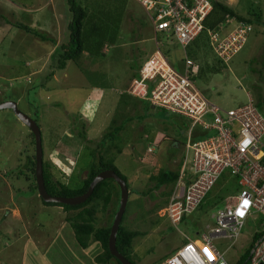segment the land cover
Masks as SVG:
<instances>
[{
  "label": "rangeland",
  "instance_id": "374dc122",
  "mask_svg": "<svg viewBox=\"0 0 264 264\" xmlns=\"http://www.w3.org/2000/svg\"><path fill=\"white\" fill-rule=\"evenodd\" d=\"M220 1L244 17H252L248 13L250 5L262 11L261 23L252 21L243 47L228 62L221 63L218 72L204 70L195 78L198 89L212 103L229 109L247 104L249 97L264 95V0ZM67 8L66 0H0V102L13 101L18 110L36 121L42 137L43 160H49L62 182L76 186L86 174L91 159L89 150L109 131L111 121H119L120 117L123 120L127 115L142 116L141 103L130 100L123 107L120 99L132 90L138 66L157 50L156 41L161 42L162 50L167 51L176 67H181L178 59L185 52L163 35L154 34L139 2L127 0L116 42L105 46L101 57L83 55L78 65L68 61L63 69H57L55 48L67 38ZM15 23L34 28L49 39L43 41ZM204 56L210 66L217 64L213 50L208 49ZM149 110V117L142 116V122H138L134 115L130 127L124 128L123 133L130 137L121 146V152L115 153L116 148L111 147L109 153L115 154L114 164L127 177L128 189L133 191L121 224L146 233L134 239L135 254L141 259L135 263L163 264L164 260L159 262L161 256L179 246L180 238H191L196 231L192 229L194 223L202 224L200 229L213 225L212 214L219 205L187 213V221L179 222L174 231L169 218L163 215L164 207L154 210L155 203L163 199L160 192L166 188L153 189L155 197L141 194L154 184L150 175L161 168L177 167L183 149L172 145L171 137L183 142L180 130L188 132L183 117L163 115L160 109ZM204 119L210 122L212 116L206 115ZM29 132L11 109L0 110V264H96L94 256L100 251L99 245L90 242L87 248H81L65 220L67 213L59 206L42 203L37 187L32 192L24 175L19 174L33 152ZM194 132L202 130L196 126ZM261 142L264 143V134ZM237 189L236 180L225 172L205 200H227ZM108 207L116 209V200ZM111 214L108 217L99 211L96 227L112 222ZM253 217L244 221L233 242L215 241L228 264L239 259L254 233L263 227L264 215L257 213Z\"/></svg>",
  "mask_w": 264,
  "mask_h": 264
},
{
  "label": "built area",
  "instance_id": "2783aa9c",
  "mask_svg": "<svg viewBox=\"0 0 264 264\" xmlns=\"http://www.w3.org/2000/svg\"><path fill=\"white\" fill-rule=\"evenodd\" d=\"M137 1L148 15L154 34L163 35L183 50L200 34L213 8L212 0ZM226 25L225 32H207L213 52L223 62L243 47L252 30L249 22L230 17ZM196 71L195 63L187 57L181 68H175L157 47L142 64L130 90L153 106L189 121L181 172L164 206L163 215L174 226L182 215L200 205L223 173L235 177L238 184L236 194L216 207L212 214L214 224L195 240L188 239L175 248L163 264H228L215 241L233 242L247 218L257 213L264 215V115L251 97L247 104L236 108L225 109L212 103L196 86ZM206 115L212 116L210 122L205 121ZM196 126L202 133L194 132ZM257 232L249 251V264H264V223Z\"/></svg>",
  "mask_w": 264,
  "mask_h": 264
},
{
  "label": "trees",
  "instance_id": "16d2710c",
  "mask_svg": "<svg viewBox=\"0 0 264 264\" xmlns=\"http://www.w3.org/2000/svg\"><path fill=\"white\" fill-rule=\"evenodd\" d=\"M127 0H116L117 3H112V0H66L67 3V13H68V21L66 24V33L67 38L65 41L56 45L55 53H56V62L55 68L63 69L68 61L73 62L74 64L78 65L80 62V58L83 55H88L90 58H97L101 57L104 52L102 51L105 46L113 45L116 42L117 35L119 33V22L121 17V12L124 8V4ZM212 11L205 19L203 23V29L200 34L194 38V40L189 43L185 48L184 52L185 55L179 57V61L183 63L184 59L190 58L192 59L193 63L196 65V74L193 76L195 79L197 75L203 73L204 70L207 72H218L221 66V63H226L221 61L218 57H216L217 64L210 66L204 56L208 49L213 50L209 36L208 30L220 31L222 32L225 25L226 19L228 17L234 18L237 21L249 22L252 23L253 20L261 23V9L258 6L252 7L250 5L247 17H244L238 13H236L229 5L225 4L220 0H212ZM6 23L10 24L11 22L7 21ZM15 26L18 28L23 29L24 31L40 38L43 41H47L49 38L45 35L40 33L38 30L26 26L22 23H15ZM175 45H178L174 43ZM204 50V51H203ZM203 51V52H201ZM164 55L167 56V51L162 50ZM215 55V53H214ZM216 56V55H215ZM172 64V63H171ZM173 65V64H172ZM141 65L138 66V70ZM199 73V74H198ZM252 102L254 106L258 109V111L264 115V95L262 93L259 96H256ZM122 102L121 105L123 107L129 103V101H133L134 103H141L142 112L138 114H134L135 117L138 116L139 121L142 122L143 119L149 117L151 112L149 109L155 110L160 109L163 115H178L179 114L173 113L165 108L153 106L149 101L145 99H140L136 96H133L129 93L125 94L120 99ZM144 103V104H143ZM136 105V104H134ZM134 115L130 116H123V120L121 117L119 121L112 120L111 124L109 125V131L103 134L101 140L97 142L95 147L90 149V161L88 162V167L86 168V174L82 178L79 184L76 186H69L68 184L61 181L60 178H57V175L53 171L50 163L44 161V156L42 157V173H43V180L45 189L48 194L52 196H63V197H71L83 194L90 182L93 178L103 170H112L117 175H119L123 180L127 182V177L123 175L118 167L114 164L115 154L109 153L111 147L116 148L115 153H120L121 146L124 145L127 138L130 137L123 133L124 128L126 126L130 127L129 124L134 120ZM141 117L143 118L141 120ZM183 117V116H181ZM186 121L187 129L189 127V121L185 117H183ZM121 120V121H120ZM172 124V123H171ZM170 128L171 125H165ZM28 128V127H27ZM30 131V129L28 128ZM182 132V137L184 138L183 142L177 141L174 137H171V142H174L172 145H178V147H182L186 140V133L185 130H180ZM187 131V130H186ZM122 132V133H121ZM80 133V132H79ZM82 133V132H81ZM80 133V134H81ZM31 137V143L34 145V136L30 131L28 133ZM146 136V135H145ZM81 137L85 139L84 134H81ZM121 142V143H119ZM171 147V144H170ZM173 147V146H172ZM114 155V156H113ZM181 162L176 168H161L157 174L150 175V181H153L154 184L152 187L147 188L142 192V195L149 194L151 197H155L152 193L153 189H160L161 187H165L166 189L160 192L163 199L159 203H155L154 210L161 209L166 206L169 196L172 191L173 185L176 183L178 176L180 174L179 170ZM34 165H35V158H34V147L33 152L30 156H27V161L25 164V168L19 171V174H23L29 189L34 192L36 191V182H35V175H34ZM236 180L235 177H232ZM112 184H115L112 186ZM128 185V182H127ZM133 192V191H132ZM130 190V193H132ZM135 192V191H134ZM209 193V192H208ZM207 193V195H208ZM206 195V196H207ZM204 203H200V205L195 209H202L205 206L215 207L216 205L221 204L223 201V197L219 198L216 197L212 201L205 200ZM115 197V198H114ZM117 198V199H116ZM116 200L118 204L119 200V187L116 182L112 178H106L98 182L90 196L82 203L78 205H68L56 202H46L42 198V203L48 206H59L67 213L65 220L69 223L70 227L73 230L75 240L77 244L85 249L89 246L90 242H95L99 245L100 251L94 256V262L96 264H121V262L111 255L108 249V237L110 233V226L111 221H109L106 225L101 227H96V214L99 211L105 212L106 215L115 213L116 209L111 208L109 210L108 205L110 202ZM155 200V199H154ZM115 205V204H114ZM127 207V206H126ZM194 210V211H195ZM126 211V209H125ZM123 213V216L125 214ZM147 213V211H146ZM145 213V214H146ZM182 215L180 223H184L187 221L186 215ZM143 215V213H142ZM122 220L120 222L117 234H116V241L115 247L125 258H127L132 264H136L135 260L141 262L140 257L135 254L136 249L134 246V239L138 237H144L146 235L145 232L140 230H132L128 229L125 226H122ZM163 216V215H162ZM109 217V216H108ZM160 217V216H159ZM166 217V215H164ZM194 219L197 220L195 217ZM197 222V221H194ZM185 225V224H184ZM202 227V224H193L192 229H196L195 232ZM170 228L175 231L176 226L170 225ZM195 232L192 234L191 238H195ZM259 235L258 232H255L252 241L256 239ZM188 240L186 236L180 238V245L185 243ZM251 241V242H252ZM179 245V246H180ZM177 246H173L170 248L168 253H165L161 256L160 261L165 260L170 253H172ZM251 243L243 252V254L239 257V259L234 264H249V251H250Z\"/></svg>",
  "mask_w": 264,
  "mask_h": 264
},
{
  "label": "water",
  "instance_id": "95a60500",
  "mask_svg": "<svg viewBox=\"0 0 264 264\" xmlns=\"http://www.w3.org/2000/svg\"><path fill=\"white\" fill-rule=\"evenodd\" d=\"M2 109H11L17 116V118L30 129L34 136V158H35V165H34V175H35V182L37 187L38 195L46 202H56L68 205H78L84 202L92 193L95 185L103 179L112 178L119 186L120 189V198L118 208L114 214L110 233L108 237V249L111 255L116 257L121 264H132L127 258H125L115 247L116 241V234L122 219V215L125 211L127 200H128V189L125 180H123L119 175H117L112 170H103L99 172L93 180L90 182L87 190L77 196L71 197H63V196H52L47 193L44 185L43 180V173H42V157H43V150H42V138L40 129L35 120L31 119L25 113L21 112L17 109L16 104L13 101H4L0 102V110Z\"/></svg>",
  "mask_w": 264,
  "mask_h": 264
},
{
  "label": "clouds",
  "instance_id": "9594fccd",
  "mask_svg": "<svg viewBox=\"0 0 264 264\" xmlns=\"http://www.w3.org/2000/svg\"><path fill=\"white\" fill-rule=\"evenodd\" d=\"M251 24V23H250ZM228 28V25H225V27H224V29H227ZM230 27V26H229ZM226 31V30H225ZM224 31V32H225ZM159 42V41H158ZM161 42H159V43H156V46L158 47V49H160L161 51H162V48H161ZM166 56V55H165ZM168 57V56H167ZM169 59V58H168ZM170 61V60H169ZM171 63V62H170ZM172 65V64H171ZM141 66H142V64H141ZM141 66H140V68H141ZM175 68H181V67H176L175 65H173ZM140 68H139V70H140ZM139 70H138V77H139ZM134 79H137V78H134ZM129 94H131V95H133V96H136V97H138V98H140V99H144V98H141V97H139V96H137V95H134V94H132V93H130V90H129ZM42 138V137H41ZM185 143V142H184ZM151 145H153V144H151ZM183 147H184V144L182 145V149H183ZM147 151H148V148H147ZM150 151V150H149ZM121 152V151H120ZM183 154H184V151H183ZM182 158H183V155H182V157H181V166H180V168H182ZM114 161H115V159H114ZM179 172H181V169L179 170ZM180 175V174H179ZM179 177V176H178ZM126 182V181H125ZM117 184V183H116ZM118 185V184H117ZM126 185H127V182H126ZM119 187V186H118ZM127 189H128V185H127ZM131 193H130V190L128 189V199H129V195H130ZM119 198H120V189H119ZM226 198H224L222 201H224ZM127 202H128V200H127ZM118 204H119V200H118ZM127 206V205H126ZM118 208V207H117ZM117 208H116V210H117ZM126 209V208H125ZM116 212V211H115ZM123 216V215H122ZM114 217V216H113ZM122 220V219H121ZM171 222V221H170ZM180 222V221H179ZM178 222V223H179ZM112 223V222H111ZM213 224H214V220H213ZM178 225V224H177ZM174 226V225H173ZM206 227V229L204 228V229H202V230H198V232H195V238H188V239H192V240H195L196 238H197V236L199 235V234H201V233H203V232H206L207 231V228L209 227V224H207V225H205ZM111 227V226H110ZM254 241V240H253ZM252 241V242H253ZM252 242H250L251 243V245H252ZM218 247V246H217ZM219 248V247H218ZM251 248V247H250ZM220 249V248H219Z\"/></svg>",
  "mask_w": 264,
  "mask_h": 264
},
{
  "label": "snow or ice",
  "instance_id": "6c2138e0",
  "mask_svg": "<svg viewBox=\"0 0 264 264\" xmlns=\"http://www.w3.org/2000/svg\"><path fill=\"white\" fill-rule=\"evenodd\" d=\"M245 203H247V202H245Z\"/></svg>",
  "mask_w": 264,
  "mask_h": 264
},
{
  "label": "crops",
  "instance_id": "0c3cea01",
  "mask_svg": "<svg viewBox=\"0 0 264 264\" xmlns=\"http://www.w3.org/2000/svg\"><path fill=\"white\" fill-rule=\"evenodd\" d=\"M198 240V239H197Z\"/></svg>",
  "mask_w": 264,
  "mask_h": 264
}]
</instances>
